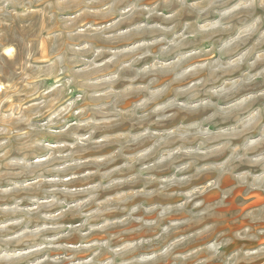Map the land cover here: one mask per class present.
Instances as JSON below:
<instances>
[{
  "label": "rangeland",
  "instance_id": "obj_1",
  "mask_svg": "<svg viewBox=\"0 0 264 264\" xmlns=\"http://www.w3.org/2000/svg\"><path fill=\"white\" fill-rule=\"evenodd\" d=\"M0 264H264V0H0Z\"/></svg>",
  "mask_w": 264,
  "mask_h": 264
},
{
  "label": "bare ground",
  "instance_id": "obj_2",
  "mask_svg": "<svg viewBox=\"0 0 264 264\" xmlns=\"http://www.w3.org/2000/svg\"><path fill=\"white\" fill-rule=\"evenodd\" d=\"M150 1V0H149ZM159 8V7H158ZM163 8H165L164 6H163ZM157 10V9H156ZM164 13V12H163ZM182 13V12H181ZM184 13V12H183ZM188 14V13H187ZM184 15V14H183ZM138 16H139V14H138ZM140 16H141V14H140ZM152 16V15H151ZM158 17V16H157ZM183 17V16H182ZM150 18V17H149ZM186 18H191L190 16H186ZM199 18V17H198ZM160 18H155V17H152L151 18V20L153 21V22H161L162 20H159ZM179 19H181L180 17H179ZM164 21V20H163ZM132 22V21H131ZM165 22V21H164ZM167 22V21H166ZM178 23V22H177ZM167 24V23H166ZM179 26V25H178ZM181 26V25H180ZM119 27V26H118ZM177 27V26H176ZM178 28V27H177ZM155 31V30H154ZM159 31V30H158ZM162 32V31H161ZM163 33V32H162ZM152 33H143V34H139L138 35V38H142L143 40H144V38L145 39H147V38H149V36H152L151 35ZM165 34V33H164ZM202 41V40H201ZM204 42V41H203ZM10 50V49H9ZM8 50V51H9ZM180 50H182V49H180ZM180 50H178V51H180ZM181 52V51H180ZM6 53H8V52H6ZM8 55V54H7ZM167 56V55H166ZM194 74V73H193ZM188 76H191V75H188ZM194 76V75H193ZM143 80V79H142ZM156 80V79H155ZM165 79L164 78H159L158 79V81H155L154 83H153V86L154 87H158V86H160V85H162L165 81H164ZM152 81H154L153 79H152ZM214 82V81H213ZM150 83V82H149ZM170 83V82H169ZM177 89V88H176ZM165 91H167V89L165 90ZM165 91H164V93H165ZM175 92V91H174ZM163 93V94H164ZM170 95V94H169ZM157 99V98H156ZM156 101V100H155ZM180 118L179 117H176L175 119H173V120H171V121H167V122H165V124L162 126V128H166L167 126H169L170 124H172V123H174V122H176V121H178Z\"/></svg>",
  "mask_w": 264,
  "mask_h": 264
}]
</instances>
